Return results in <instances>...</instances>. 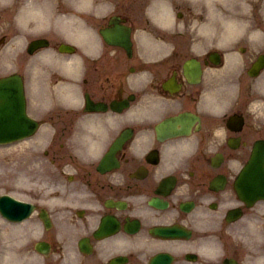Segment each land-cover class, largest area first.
Segmentation results:
<instances>
[{
    "label": "flooded vegetation",
    "instance_id": "obj_1",
    "mask_svg": "<svg viewBox=\"0 0 264 264\" xmlns=\"http://www.w3.org/2000/svg\"><path fill=\"white\" fill-rule=\"evenodd\" d=\"M91 2L93 25L78 26L75 39V90L52 89L51 100L32 107L54 138L36 171L44 190L30 195L53 224L46 228L36 211L28 237L37 230L55 249L28 257L36 264H264V201L243 202L234 187L264 139V25L242 28L249 35L225 48L206 42L199 51L163 35L148 0ZM106 30L117 42L106 41ZM58 72L50 71L52 85L64 81ZM124 131L118 166L100 169ZM73 134L82 145L58 153ZM107 215L121 229L98 239ZM84 236L94 253L79 250Z\"/></svg>",
    "mask_w": 264,
    "mask_h": 264
},
{
    "label": "rangeland",
    "instance_id": "obj_2",
    "mask_svg": "<svg viewBox=\"0 0 264 264\" xmlns=\"http://www.w3.org/2000/svg\"><path fill=\"white\" fill-rule=\"evenodd\" d=\"M11 5H12V0H11ZM2 12H3L4 16H7V15L10 16V13H11L9 8H3ZM187 17H189V16H187ZM11 26L12 25H11V17H10L9 20H5L0 24V31L1 32H8L9 36H11L10 35V31H11L10 27ZM2 50H3V53L6 54L5 48ZM2 155H4L5 159L9 160L11 163L4 162L3 160H5V159H2ZM12 158H13L12 149H7V148L6 149H0V193L3 192V190H5L3 187H6L4 183L1 184V181H4L5 177H7L6 173L8 171H12V169H13L12 168V163H13ZM7 165H9V166H7ZM8 188H10L9 185H8Z\"/></svg>",
    "mask_w": 264,
    "mask_h": 264
},
{
    "label": "water",
    "instance_id": "obj_3",
    "mask_svg": "<svg viewBox=\"0 0 264 264\" xmlns=\"http://www.w3.org/2000/svg\"><path fill=\"white\" fill-rule=\"evenodd\" d=\"M8 121H10V119H9L8 117H5V118H4V124H3V125H5V123L8 122ZM10 133H11V132H9V130H6L4 127H2V134H3L2 137H7V135L10 136ZM6 134H7V135H6ZM0 135H1V134H0ZM0 137H1V136H0Z\"/></svg>",
    "mask_w": 264,
    "mask_h": 264
},
{
    "label": "bare ground",
    "instance_id": "obj_4",
    "mask_svg": "<svg viewBox=\"0 0 264 264\" xmlns=\"http://www.w3.org/2000/svg\"><path fill=\"white\" fill-rule=\"evenodd\" d=\"M10 226V225H9ZM11 228H13V227H11ZM8 257V259H6L8 262H12L13 260L12 259H9L10 258V256H7Z\"/></svg>",
    "mask_w": 264,
    "mask_h": 264
}]
</instances>
